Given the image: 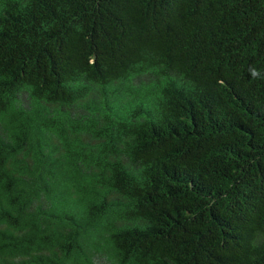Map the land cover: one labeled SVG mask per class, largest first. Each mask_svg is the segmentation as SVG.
<instances>
[{
    "label": "trees",
    "instance_id": "obj_1",
    "mask_svg": "<svg viewBox=\"0 0 264 264\" xmlns=\"http://www.w3.org/2000/svg\"><path fill=\"white\" fill-rule=\"evenodd\" d=\"M0 264H264V0H0Z\"/></svg>",
    "mask_w": 264,
    "mask_h": 264
}]
</instances>
